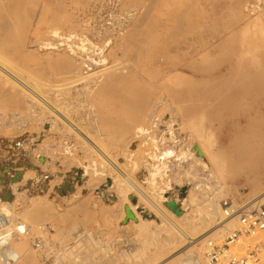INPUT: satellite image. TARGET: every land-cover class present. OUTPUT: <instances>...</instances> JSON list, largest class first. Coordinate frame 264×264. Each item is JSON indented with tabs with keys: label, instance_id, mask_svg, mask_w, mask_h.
I'll return each instance as SVG.
<instances>
[{
	"label": "rangeland",
	"instance_id": "374dc122",
	"mask_svg": "<svg viewBox=\"0 0 264 264\" xmlns=\"http://www.w3.org/2000/svg\"><path fill=\"white\" fill-rule=\"evenodd\" d=\"M93 1L0 0V201L6 200L7 197L13 198V210L17 215L14 222L46 228L44 231H33L31 233L28 245L32 248V238L34 237H41L55 245L72 246L79 236L81 238L85 236L84 240L73 251L56 256L54 258L55 264H139L135 256L141 255L140 252L143 247L152 249L151 246L145 243V241L148 242L150 237L146 232L136 229L133 225H130L129 229L128 220L126 221V218H119L120 212L133 204L141 207L138 210L140 213L146 212L149 214L151 221L160 222V219H166L165 213H168L167 208L162 205H159L158 209L154 208L155 211L146 208L144 203H147V200L144 197L148 192L144 187H136L131 183L130 179H126V183L122 182L124 188H127L126 190L129 192L126 193L127 199L125 197L122 199L123 201L119 198L111 197L110 199L114 202H106L103 201L105 198H99L98 194L103 189L102 184L104 181L96 179L97 181L95 180L94 182L95 186L87 189L84 186V182L89 179V176L84 177L85 171L82 164L87 165L92 159H97L96 155L86 150L85 143L76 136L74 130V132H70L69 130L71 129L66 125L64 127L62 121L56 118L54 114L52 115L48 110H43L41 105L37 101L36 103L25 89L23 90L24 85L21 86L26 83L31 87L48 88L50 85L63 82L73 75L68 72L61 57V55L67 56L68 54L64 52L59 53V51H45L41 48L42 46L39 42L50 41L49 38L51 36L49 32L52 28H59L63 32L83 31L87 26V22L90 21L87 16L92 11L90 8ZM122 1L124 9L127 10L135 7L138 10V15L133 22L134 24L130 26V31L128 30L124 37L125 39L115 40V46L111 47L112 49L109 51L108 58L111 65H124L129 68V75H136L134 77L137 83L128 89L129 92L126 91V96H129L130 102H133L131 98L135 96L138 90L150 89L151 86L155 93L161 92L170 95L178 93L184 95L180 101L178 100L183 116L185 115V129L180 132L178 131L180 136L188 132L193 133L195 128H198V131L201 132L205 131L206 127L211 125L215 132V140L218 142L216 153L221 158V164L224 165L219 180H214L211 177L208 180L210 181L214 196L207 193L205 188L198 189L199 191L196 196L199 197L197 198L199 200L197 201L196 209L203 208V205L209 203L213 198L218 199L217 201L220 203H223L226 199L233 200L237 207L247 205L257 194L259 195V192L262 193L264 191V108L258 111L251 110L253 105L251 97L248 98L247 103L241 106L229 109L224 107V102H222L221 96H219L220 83L214 76L224 64L223 62H225L223 57H229L223 51H213L212 54L208 55L209 57L206 55L201 57V53L194 59L191 57L194 53L185 57L177 71L183 73L187 79L179 84L168 83L169 81L167 80L170 73L175 71L171 66L173 63L178 62L176 59H168L166 55L168 51L173 50L174 53L177 50L180 56L183 57L191 51V46H197L198 48L205 44L208 46H237L246 42L249 34L240 31V28L236 27L234 15L230 10L232 1ZM177 29L179 33H177ZM159 31L161 32L158 33ZM168 31L171 33L170 37ZM221 37L223 38L221 39L222 41L219 40ZM168 43L171 45L170 47ZM178 43H181V48L177 49ZM119 45H123V47L120 48ZM259 45L260 43H255V48H248L246 50V57H251V51L253 54L259 53L261 55L262 61L257 63V66L259 67V78L262 79L264 91V44ZM111 53L114 54L112 55ZM218 54L220 57H218ZM208 61L212 63H208ZM250 61L253 60L248 58L247 62H249V65L251 64ZM211 67L212 69H210ZM8 72H11L10 75ZM102 84L100 87L103 86ZM187 84L189 86H186ZM136 85L137 87H135ZM63 88L71 89L69 91L70 94L75 95L77 89H82V86L76 88L64 85ZM115 93L119 94L120 90L115 91ZM49 94L52 95L53 92H49ZM201 94L207 96L205 97L208 100L206 103L200 101L199 97ZM262 97L264 99V94ZM114 103L116 104V102ZM114 103L110 105L112 106L111 108H118ZM209 103L210 109L208 108ZM81 105L79 104L78 106L80 108L79 111H76V108H74L73 112H68L71 119L81 125L86 132L102 142L110 154L118 156L119 161L123 163V158L118 155L120 143L123 139V136H121L122 131L120 132L123 122L118 121L119 118L111 114H106L102 118L99 106L94 101H84L83 98ZM241 109L248 112L246 132L243 135H235L230 138L226 146L223 143L225 142L224 132L228 117L237 116V112ZM208 110H210V114L206 118L201 117ZM93 113L97 115H93ZM38 118L39 120H37ZM208 119L211 120V124L208 123ZM190 120L193 122L191 123ZM42 135H46L45 139H48L46 146H44L45 148L47 147L46 149H56L60 145L65 146L67 144L77 149V155L71 159L58 153V157L52 158L51 155L45 153L46 149H43L40 154L42 157H37L36 150L38 149V145H41L44 140L41 138ZM195 135L197 136V133ZM32 139L34 142H31ZM20 143L22 144L20 145ZM81 143H83L82 147ZM196 144H194L193 150L197 156L201 157L200 149H198L199 143ZM207 162L211 164L210 161ZM16 168L23 169V171L31 168L33 173L31 172L30 179L20 186L17 192H14L11 185L15 184L25 173L23 171L16 172ZM212 168L216 171L213 165ZM184 170H187L186 166ZM178 172L179 174L181 173L180 170ZM188 172L190 170L186 172L187 175L189 174ZM186 174H180L179 176L185 177ZM215 174L217 176L218 171ZM116 176V174L112 173L108 183L118 188L115 180H112ZM83 178L85 179L84 182H82ZM8 184L11 185L9 186ZM129 186H132L131 189ZM104 189H108V187ZM77 190L80 193L78 198L75 195ZM110 194L112 196L115 194L117 197L116 190H112ZM10 195L12 196L10 197ZM188 195L187 188L180 191L181 197L187 198ZM139 202L140 204H138ZM121 203L124 205L122 206ZM41 204L43 205L42 211L38 208ZM178 207L179 205H176V208ZM142 208H145V210ZM34 211H37L38 214L41 213V215L35 214ZM34 214L36 218H34ZM154 214H158V217ZM143 215L145 216V214ZM124 217L126 216L124 215ZM159 217L160 219H158ZM123 226H127L128 228H123ZM234 226L237 228L238 223L235 222ZM86 234L92 235L88 237ZM22 238L21 240L18 239L20 240L19 243L22 241ZM106 244L110 246L111 251L108 252L106 250ZM180 247L179 250L170 254L171 260L172 257L180 256L189 249L186 246ZM15 248H18L17 245ZM36 260L38 264H43V259L37 252ZM204 260L206 261L204 263L211 264L206 258Z\"/></svg>",
	"mask_w": 264,
	"mask_h": 264
},
{
	"label": "bare ground",
	"instance_id": "6f19581e",
	"mask_svg": "<svg viewBox=\"0 0 264 264\" xmlns=\"http://www.w3.org/2000/svg\"><path fill=\"white\" fill-rule=\"evenodd\" d=\"M231 1L232 4L230 6V10L234 15L236 27L240 28V31L249 34L246 42L241 43L237 46H208L207 44H205L201 47L199 46L201 49L197 46H191V51L188 52V54H185L183 57L180 56V53L177 50H175L174 53L173 50L168 51L166 52L168 59H176L178 60V62L173 63V65L171 66V68L175 69V71L173 73H170L167 80L169 81L168 83L171 82L179 84L187 79L185 75H183V73L177 71V69H179V67L182 65V61L185 59V57H188L194 53L191 56L194 59L200 53V56L202 57L204 55L208 56L212 54L213 51H223L224 54L229 57H223L225 62H223L224 64L214 76L220 83L219 96H221L222 102H224V107L226 109H229L241 106L242 104L247 103L248 98L251 97V99H253L251 110L258 111L264 108V99L262 97L264 91L261 82L262 79L259 78V67L257 66V63L262 61V57L259 53L253 54L252 51L250 52L251 57H246V50H248V48H255V43H260V45L264 44V0ZM90 9L92 11H90L87 16L89 17L88 20L90 21L87 22V26L83 31L75 30L73 32H63L59 28H52L49 32L51 36V38H49L50 41L39 42V44L42 46L41 48L45 51H59V53L64 52L68 54L69 56L61 55V57L64 60L68 72L73 75L71 77L68 76L69 78L67 77L68 79H65L63 82H58L54 85H50L48 88L39 86L31 87L26 83L22 85L20 82L19 83L21 86L24 85L23 90L25 89V91L28 92V94L35 100V102L37 101L41 105L43 110H48V112L50 111L52 115L54 114L56 118L62 121L64 127L66 125L71 129L69 130L70 132L74 130L75 132H73L76 133V136L79 139H82V141L85 143L87 147L86 150L96 155L97 159H92L87 165L82 164L85 171L84 177L89 176V179L86 182H84V178L82 181L84 182V186H86L87 189L94 187V182L97 179L100 181H104L102 184L103 189H101V192L98 194L99 198H105L103 201L114 202L112 199H110L111 197L119 198L120 200L124 199L125 197L127 199L126 193L128 191L126 190L127 188H124L122 182L127 181L126 179H130L131 183H133L136 187H144L148 192V194H145L144 197L146 198L147 203L143 202L146 208L152 209L154 211V208L158 209V207H160L159 205L167 208L168 213H165L166 219H160L159 217L158 219H160L161 221L159 220L160 222H158L151 221L150 215L146 212L140 213L138 211L139 208L141 209L140 206L131 204V208L129 207L134 216L133 219L128 220L129 229L130 225H133L136 229L146 232L150 238L148 242L145 241V243L152 247V249L145 247L141 248V255L135 256V259L139 264H206L204 263V258H206L204 254L207 242L213 241L216 243H222L227 233L230 230L235 229L234 224L238 220V217L235 216L236 213L240 209L246 208L247 206L253 204L254 201L258 200L260 202H264V191L262 193L257 191L259 192V195L257 194V196L254 197V199L250 201V203L248 202L247 205H244L241 208L237 207L233 203H230L232 207L230 209L229 217H227L225 213L226 207L224 203H220L216 198H211L212 202L210 201L209 203L203 205V208L196 209L197 201L199 200L197 199L199 197L196 196L197 192L199 191L198 189L205 188L207 193H210L212 196L213 190L211 189V184L208 180L210 177L214 178V180H219V178L221 177L220 175L222 168L224 167V165L220 162V156L216 153L218 142L215 140V132L213 131L211 125H208L205 131L202 132L198 131V128H195L193 131L197 133V136L194 132H188L183 136H180L179 132L185 129V115L183 116V112L179 107V101L182 97H184V95L182 94L176 93L174 95H170L168 93L166 94L161 92L155 93L152 89V86L150 85V89L138 90L135 96L131 98L133 102H130L129 96H126V91H128L130 87L137 83L134 77L136 75H129V68L125 67L124 65H111L108 54L110 49L115 46V40L122 39L126 36L130 26L134 24L133 22L138 15V10L135 7L127 10L124 9L122 0H94ZM160 32L161 31H159L158 33ZM177 33H179V30ZM168 35L170 37L171 33H169ZM221 39L223 38H219V40ZM165 45L167 44L165 43ZM170 46L171 45H169V47ZM122 47L123 45L120 46V48ZM179 47L181 48V43H178L177 49ZM218 57H220L219 54ZM248 58L253 60L250 61V65L249 62H247ZM213 59L215 60V58ZM209 62L211 61H208V63ZM210 69H212V67ZM8 73L10 75L11 72ZM101 82L104 83L102 84ZM100 83L103 85L102 87H100ZM64 85H70V87L73 86L76 88L82 86V89H77L76 94L71 95L69 92L71 89L63 88ZM186 86H189V84H187ZM135 87H137V85ZM182 87H184V85H182ZM118 90H120V93H115V91ZM49 92H53V96L50 95ZM205 97L207 96L201 94L199 97L200 101H204L206 103L208 100ZM83 98L84 101H94L96 104H98L97 106H99L102 118L103 116L105 117L106 114H111L116 115L119 118L118 121L123 122L122 130H120V132L122 131L121 136H123V139L120 143V148L118 151V155L123 158V163L119 161L118 156L111 155L108 149L102 144V142H100L90 133L86 132V130L81 125L71 119L68 112H73L75 110L74 108H76V111H79L80 108H78V106L79 104L81 105ZM113 101L116 102V104ZM111 102L114 103L118 108H111ZM71 106L74 107L71 108ZM210 107L211 106L209 103L208 108L210 109ZM100 112L98 111V113ZM209 112L210 110L201 115V117L206 118L210 114ZM93 115L97 114L93 113ZM247 117L248 112L244 109L238 111L237 116L228 117V122L226 123L224 132V145L227 146L230 138L234 137L235 135L239 136L245 134L246 127L248 126ZM39 118L41 121V116ZM39 118L37 120H39ZM190 122L192 123L193 121L190 120ZM208 123L211 124V120L208 119ZM41 138H43L44 140L41 145H38V149L36 150V156L39 158L42 157L40 154L42 153L43 149L47 148H45L44 146H46V143L48 141V139H45L46 135H42ZM31 142H34V140L32 139ZM195 143H199L198 149H200V153L202 155L201 157L199 155L197 156L193 150V146ZM21 144L22 143H20V145ZM60 146L56 149H46L45 153L51 155L52 158L58 157L59 153L71 159L75 158L78 153L76 148L74 149V147H70L67 144L65 146ZM82 146L83 143H81V147ZM111 147L114 148L113 146ZM207 161H210L211 164ZM212 165L216 168V171H218L217 176L215 174L216 171H214L215 169L213 170L212 168ZM185 166L187 170H184ZM31 168L33 169V167ZM31 168L27 169V171H23V169H15L16 172L23 171L25 173H23L20 178L17 176L19 179L15 184H10L14 192H17L18 188L30 179L32 172ZM179 170L181 172V175L186 174L188 170H190V172H188L189 174H186V176L184 177L179 176ZM112 173H114V175H117L116 177H113L112 180H115L118 188L113 185L111 186V183H108L110 175ZM112 180H110V182H112ZM3 184L5 183L3 182ZM127 184L130 185L129 183ZM107 187L108 189H104ZM185 188L188 189L189 193L187 198H183L180 196V191L184 190ZM112 190H116L117 197L115 194H113V196L110 194V192L112 193ZM133 190L135 189L133 188ZM75 195H77L78 198V195H80L79 190H77ZM11 196L12 195H10V197ZM140 202L138 204H140ZM171 202H173L175 205H179L178 208L175 207V210H180L182 212L181 215H178L175 210H171L168 207V204H170ZM121 204L122 206L124 205L123 203ZM42 206L43 205L41 204L38 207L41 211ZM142 209L145 210V208ZM34 213L38 214L37 211H34ZM35 214L34 218H36ZM143 214H145V216L147 217H145ZM0 215H4L8 219V223H10L12 227L16 228V231L19 230V227L21 230H24V232H28L27 235H20L16 237V239H14L12 243L14 248L17 245L18 248L15 249L23 258L21 264H38L36 260V250L30 247V245H28V242L31 233L33 231L39 232L43 227H34L30 224L14 222V219L17 215L13 210L12 197L11 199L7 197L6 200L0 201ZM38 215H41V213ZM124 215L126 216L125 208L121 210L119 218H126L124 217ZM154 215H157L156 217H158V214ZM23 225H26L27 228H24ZM128 227L123 226V228ZM21 238L23 242L21 241L19 243ZM17 240L18 242H16ZM106 245V250L108 252L111 251L112 249L110 248V246L108 244ZM180 246H186L189 247V249H187V251L180 256H177L175 258L172 257L171 260L170 254L176 250H179ZM173 255L175 254L173 253ZM0 264L2 263L0 262Z\"/></svg>",
	"mask_w": 264,
	"mask_h": 264
},
{
	"label": "built area",
	"instance_id": "2783aa9c",
	"mask_svg": "<svg viewBox=\"0 0 264 264\" xmlns=\"http://www.w3.org/2000/svg\"><path fill=\"white\" fill-rule=\"evenodd\" d=\"M223 203L226 207L225 213L229 217L232 207L230 203L236 204L229 199L224 200ZM235 216L238 217V226L227 233L222 243L207 242L206 259L211 264H264V202L256 201L240 209ZM8 222L4 215H0V262L20 264L22 257L12 243L16 237L27 235L28 232H24L19 227L16 231V228ZM23 227L27 228L26 225ZM44 229L46 228L43 227L41 230ZM86 235L89 237L92 234ZM84 237L79 236L72 246L51 244L41 237L32 238V243L33 248L41 255L43 264H55L56 256L73 251Z\"/></svg>",
	"mask_w": 264,
	"mask_h": 264
},
{
	"label": "water",
	"instance_id": "95a60500",
	"mask_svg": "<svg viewBox=\"0 0 264 264\" xmlns=\"http://www.w3.org/2000/svg\"><path fill=\"white\" fill-rule=\"evenodd\" d=\"M168 207L171 210H175L176 205L173 202H171L170 204H168ZM175 212L178 215H181V213H182L180 210H175ZM133 218H134V216H133L131 210L129 208H126V221L129 220V219H133Z\"/></svg>",
	"mask_w": 264,
	"mask_h": 264
}]
</instances>
